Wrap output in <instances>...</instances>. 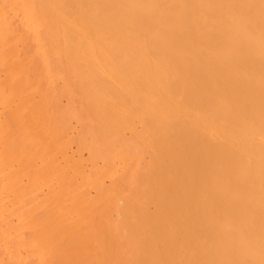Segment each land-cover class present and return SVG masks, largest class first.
<instances>
[{
  "label": "bare ground",
  "instance_id": "1",
  "mask_svg": "<svg viewBox=\"0 0 264 264\" xmlns=\"http://www.w3.org/2000/svg\"><path fill=\"white\" fill-rule=\"evenodd\" d=\"M0 264H264V0H0Z\"/></svg>",
  "mask_w": 264,
  "mask_h": 264
}]
</instances>
